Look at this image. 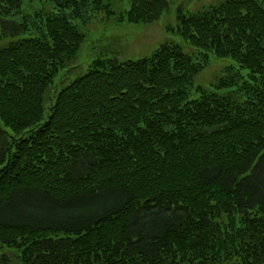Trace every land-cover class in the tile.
<instances>
[{"label":"trees","instance_id":"1","mask_svg":"<svg viewBox=\"0 0 264 264\" xmlns=\"http://www.w3.org/2000/svg\"><path fill=\"white\" fill-rule=\"evenodd\" d=\"M127 1L118 22L169 5ZM112 6L0 0V264H264V0L178 8L194 52L101 54L50 96Z\"/></svg>","mask_w":264,"mask_h":264},{"label":"rangeland","instance_id":"2","mask_svg":"<svg viewBox=\"0 0 264 264\" xmlns=\"http://www.w3.org/2000/svg\"><path fill=\"white\" fill-rule=\"evenodd\" d=\"M168 8L165 9L160 17L150 24H134L126 21L118 22L119 13L123 8H128L129 2L124 0H112V8L116 13L107 17L101 11L91 12L90 20L85 24L76 20L78 28L86 34L85 41L82 43L78 56L70 63L68 68L61 70L50 88L49 95L52 96L60 86L69 82L73 77L82 73L90 60L98 55L106 58L125 60L135 59L148 55L160 43L172 40L181 44L183 50L187 53L194 52V48L186 44L178 35L167 34L163 29V24L176 22V13L178 8L184 12L195 11L202 5L216 2L218 0H168ZM50 8L49 4H46ZM12 19L19 21V18ZM2 27V26H1ZM2 31L6 30L0 28ZM30 33L21 32L20 36H27ZM17 37V36H15ZM7 37L5 41L12 39ZM211 63L205 67L195 77V83L207 84L212 77L219 73L221 66L228 64V58L211 59ZM73 67V68H71ZM242 74H246L245 68L241 69ZM49 104L47 101L46 105ZM8 255L11 253L8 251Z\"/></svg>","mask_w":264,"mask_h":264}]
</instances>
